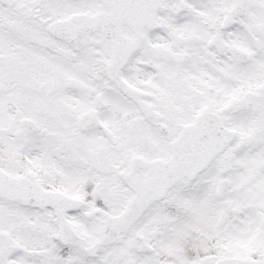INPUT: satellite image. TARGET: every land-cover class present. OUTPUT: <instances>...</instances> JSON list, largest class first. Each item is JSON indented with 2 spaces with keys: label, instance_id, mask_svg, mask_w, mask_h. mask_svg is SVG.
I'll return each mask as SVG.
<instances>
[{
  "label": "snow or ice",
  "instance_id": "snow-or-ice-1",
  "mask_svg": "<svg viewBox=\"0 0 264 264\" xmlns=\"http://www.w3.org/2000/svg\"><path fill=\"white\" fill-rule=\"evenodd\" d=\"M0 264H264V0H0Z\"/></svg>",
  "mask_w": 264,
  "mask_h": 264
}]
</instances>
